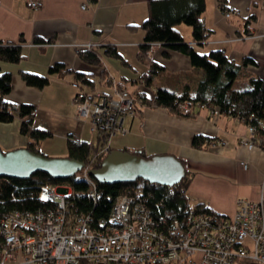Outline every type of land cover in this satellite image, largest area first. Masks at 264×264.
<instances>
[{
    "label": "crops",
    "instance_id": "crops-1",
    "mask_svg": "<svg viewBox=\"0 0 264 264\" xmlns=\"http://www.w3.org/2000/svg\"><path fill=\"white\" fill-rule=\"evenodd\" d=\"M31 1L0 0V42L19 43L22 52L17 62L0 59V72L11 74L12 86L6 101L12 106H33L31 128L50 133L38 144L47 156H65L69 138L89 143L97 140L89 120L76 114L73 97L77 89L71 85L73 81H78L85 92L105 93H110L109 79L121 82L132 94L144 90L151 95L155 87L169 85L180 92L187 80L194 87L199 73L192 68L189 56L165 52L166 48L157 43L151 45V57L164 70L153 78L151 90L141 85L140 77L147 67L136 58V52L144 35L142 28L132 25L147 18L148 0H34L36 7ZM263 3L264 0H205L203 18L208 35L200 43L193 41L190 26L178 24L177 28L184 42L199 53L221 49L238 64L247 58L237 79L242 85L252 75L264 80ZM221 4L240 13L225 18ZM246 18L251 20L250 32L245 30ZM87 42L101 52L98 63L79 56L77 45ZM108 43L120 57L104 52ZM55 63L61 65V70L49 72ZM22 71L45 76L47 82L43 87L30 86L23 80ZM77 73L84 74L88 83L82 82ZM136 106L127 122V116L123 120L126 132L112 142L108 140L106 146L132 151L139 148L144 155L171 153L180 158L191 176L185 190L189 206L231 215L237 198L257 201L264 196V149H249L240 143L239 138L248 135L244 121L226 113L214 114L204 107L185 116L139 101ZM21 120L14 115L12 121L0 122L2 151L25 147L31 141L20 132ZM200 133L212 141L197 148L191 140ZM242 162H246L245 167Z\"/></svg>",
    "mask_w": 264,
    "mask_h": 264
},
{
    "label": "built area",
    "instance_id": "built-area-1",
    "mask_svg": "<svg viewBox=\"0 0 264 264\" xmlns=\"http://www.w3.org/2000/svg\"><path fill=\"white\" fill-rule=\"evenodd\" d=\"M30 4L37 6L34 0ZM221 10L225 18L240 13L229 5ZM251 27V22L246 25ZM90 47L87 42L76 48ZM108 81L111 93L85 92L78 81L71 85L77 89L76 114L96 132L113 136L126 132L123 120L133 115L138 101L122 83ZM246 127L248 135L240 143L249 149L260 146L263 139L256 129ZM82 170L93 197L95 181L87 168ZM143 192L137 186L133 194L116 195L107 217L94 223L90 214L73 208L69 184L40 185L38 200L45 206L11 210L0 218V264H264L263 195L257 201L237 198L231 215L187 204L181 218L164 228V221L151 216Z\"/></svg>",
    "mask_w": 264,
    "mask_h": 264
},
{
    "label": "trees",
    "instance_id": "trees-1",
    "mask_svg": "<svg viewBox=\"0 0 264 264\" xmlns=\"http://www.w3.org/2000/svg\"><path fill=\"white\" fill-rule=\"evenodd\" d=\"M227 6L221 4L220 8L223 9ZM204 9L205 0L147 1V18L139 25L131 24L132 27L142 28L144 35L136 52V58L140 62H144L147 67V70L140 77L141 85L151 90L153 78L164 70L151 57V45L153 43L164 46L165 52L178 51L188 55L192 68L199 74L193 88L187 80L183 83V89L180 92L174 89L172 85L157 86L151 90V95L144 90L135 92V99L140 104H146L150 107H167L173 113H180L185 116L195 114L200 107L207 108L212 113L216 111L217 114L226 113L234 116L256 129V135L263 139L260 146L264 149V80L252 75L247 79L245 85L235 87L234 83L240 76L243 63L249 61L247 58L242 59L241 63L238 64L229 59L221 49H210L206 53H199L193 49L192 44L184 42L179 33L177 25L185 23L191 27L194 42L200 43L205 40L208 34L203 18ZM245 20V30L250 32L246 25L251 20L248 18ZM22 39L21 35L18 41L21 42ZM77 52L83 60L91 63H98L100 60L101 52L95 47H90L87 50L79 48ZM104 52L120 57L114 46L109 43L105 45ZM21 56L19 43L14 41L0 42V59L17 62ZM60 70L61 65L58 63L49 68V72H59ZM21 75L25 83L30 86L43 87L47 82L45 76L36 73L22 71ZM77 76L82 82L88 83V78L84 74L77 73ZM11 86V74L0 72V122H10L14 115H17L22 119L19 125L20 132L28 135L31 139L25 148L47 156L38 149V144L50 133L31 128L33 106L28 104L12 106L6 101L5 95L10 92ZM96 135V143L69 138L66 143L67 152L65 156L82 160L87 169L98 167L103 156L107 153L102 149L107 145L111 136L110 132L105 131L96 132ZM211 141L212 139L210 140L200 133L193 136L191 143L194 147L201 148L209 145ZM109 150L111 149L108 148ZM128 150L132 152V150ZM142 155H144L143 152ZM81 171L83 170L81 169L71 177L60 179L53 178L39 170L32 173L27 179L0 177V218L11 210L34 211L45 206L38 200L39 186L49 183L60 185L62 182L69 184L72 189L73 196L70 203L73 208L90 214L94 223L97 219L107 217L109 208L113 203L112 200L116 195L133 194L137 186H141L144 191L145 204L149 208L151 216L156 221H164L163 226L171 225L173 219H180L185 206L188 204L185 195L186 186L191 177L188 170L179 182L170 186L152 183L141 178L136 179V181L115 182L114 184L100 183L90 177L96 184V194L93 197L88 181L80 177Z\"/></svg>",
    "mask_w": 264,
    "mask_h": 264
},
{
    "label": "water",
    "instance_id": "water-1",
    "mask_svg": "<svg viewBox=\"0 0 264 264\" xmlns=\"http://www.w3.org/2000/svg\"><path fill=\"white\" fill-rule=\"evenodd\" d=\"M83 168L85 163L72 157H47L25 147L4 151L0 149V177L27 179L39 170L60 179L71 177ZM87 174L100 183L114 184L141 178L152 183L170 186L186 175V168L181 159L171 153L144 156L139 148H135L132 152L125 148H113L103 156L100 165L88 169ZM250 264L258 263L250 262Z\"/></svg>",
    "mask_w": 264,
    "mask_h": 264
},
{
    "label": "rangeland",
    "instance_id": "rangeland-1",
    "mask_svg": "<svg viewBox=\"0 0 264 264\" xmlns=\"http://www.w3.org/2000/svg\"><path fill=\"white\" fill-rule=\"evenodd\" d=\"M182 26L188 27L189 25L187 26V24L184 23ZM234 86H235V87H237V86H238V87H241V86H242V83L239 82V81H237L236 83H234ZM87 88H89V86H88ZM89 89H90V88H89ZM89 89H88V90H89ZM111 90H112L111 86L107 88V92H110V93H111ZM89 91H91V92H99L98 90H89ZM89 91H88V92H89ZM128 117H130V116H127V118L125 119V123L127 122ZM121 136H123L122 133H119V132H118V133H114L113 136H111V138H110L109 140H110V142H112L113 140H115L116 138H120ZM95 141L97 142L96 139L94 140V143H96ZM0 149H1V148H0ZM1 150H2V149H1ZM107 151H108V150H107ZM107 151H106V152H107ZM65 152H66V151H65ZM51 155H52V154H51ZM82 174H83V171H81V173H80V177H82ZM61 184H67V183H66V182H62Z\"/></svg>",
    "mask_w": 264,
    "mask_h": 264
}]
</instances>
